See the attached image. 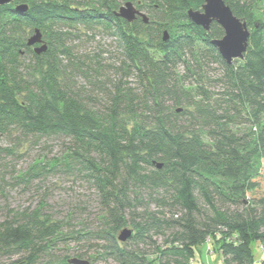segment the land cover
Instances as JSON below:
<instances>
[{
	"label": "trees",
	"instance_id": "obj_1",
	"mask_svg": "<svg viewBox=\"0 0 264 264\" xmlns=\"http://www.w3.org/2000/svg\"><path fill=\"white\" fill-rule=\"evenodd\" d=\"M225 2L251 32L244 58L231 66L212 43L224 37L223 28L213 23L206 31L188 18L204 0H146L141 7L149 5L153 13L148 23L117 17L118 0H15L0 6V136L69 139L74 148L50 170L83 167L106 207L99 228L70 234L40 209L5 219L0 264L13 256L20 258L12 264H71L69 255L54 256L59 244L71 241L105 243L99 249L114 264H154L117 240L128 224L131 183L162 192L158 205L172 208L169 220L152 216L150 223H133L137 243L152 229L175 230L159 264H190L197 247L212 239L223 264H255L254 244L264 264V0ZM24 5L27 11L18 9ZM77 26L112 32L146 92L141 101L118 91L113 106L99 111L72 89L60 59L71 56L62 28ZM36 29L49 41L40 55L27 44ZM206 62L225 68L227 108L213 102L198 80L187 88V76L177 71L183 65L194 74L192 64ZM169 98L187 108L172 106L166 113Z\"/></svg>",
	"mask_w": 264,
	"mask_h": 264
},
{
	"label": "rangeland",
	"instance_id": "obj_2",
	"mask_svg": "<svg viewBox=\"0 0 264 264\" xmlns=\"http://www.w3.org/2000/svg\"><path fill=\"white\" fill-rule=\"evenodd\" d=\"M144 1L146 2L118 0V3L122 7L131 2L150 18L153 14L152 9L148 7L149 5L145 9L142 8ZM62 31L69 33L65 45L71 56L62 55L60 58L69 77L68 83L91 107L107 111L113 106V99L118 91L131 92L138 100L146 96L134 69L128 67L122 48L111 31L104 28L87 29L82 26L65 27ZM33 35L34 33L28 35V39ZM43 40L49 47V41L44 35ZM40 46L36 45L33 49ZM32 67L33 64L30 63L28 65L30 73H33ZM191 69L194 74H190L183 65L177 70L180 75L187 76L186 80L189 83L186 87H190L198 80L200 83L197 84L204 87L213 102L223 104V107L227 108L225 100L228 98V86L225 68L220 64L206 62L201 66L192 64ZM164 104L166 113L172 111V106L180 110L187 108L185 102L176 105L172 98L167 99ZM187 121L183 124L187 125L190 122ZM245 127L248 128V125ZM73 148V143L69 139L59 136L43 138H25L19 134L0 136V222L24 212L32 213L40 209L53 221L61 223L64 234L85 232L101 226V218L106 214V207L90 174L78 165H75L74 169L60 166L57 170H50V164L63 160ZM261 181L264 191V178H261ZM128 190L130 202L126 214L128 224L117 232V240L122 246L145 257L149 262L159 264L157 259L160 252L169 247L175 230H172V226H165L160 231L152 229L148 239L137 243L132 239L136 233L133 223H150L149 219L152 216L169 220L172 218V208L158 205L160 203H157V200L162 196L160 194L162 192L142 188L134 183H131ZM126 229L131 230L132 237L126 242H121L118 238ZM100 245L105 246V243L71 241L67 245L59 244L54 256L63 258L69 255L71 259L78 258L90 264H114L111 259L106 261L103 258L104 250L99 249ZM216 247L218 244L214 239L199 245L195 259L190 264H223L222 253ZM259 248V244L253 245L257 258L255 264H259L262 258V251ZM77 252L85 253L86 256L74 257ZM19 258V256L5 258L2 263L12 264Z\"/></svg>",
	"mask_w": 264,
	"mask_h": 264
},
{
	"label": "water",
	"instance_id": "obj_3",
	"mask_svg": "<svg viewBox=\"0 0 264 264\" xmlns=\"http://www.w3.org/2000/svg\"><path fill=\"white\" fill-rule=\"evenodd\" d=\"M15 0H0V6L11 4ZM205 3L201 10L190 9L188 11V18L195 25L203 27L209 31L213 23L220 25L225 35L222 39L214 40L212 43L218 49L224 62L231 66L234 61L243 59L248 48L251 32L246 21L238 18L232 11L231 7L226 4L225 0H204ZM19 10L27 11L28 6H20ZM117 17L126 20L129 23L134 22L138 17L144 19L146 23L149 18L139 11L133 3L128 2L120 7L115 13ZM168 39L165 33V40ZM29 47H35L34 51L40 55L48 50V45L43 40V34L39 29H36L34 35L28 39ZM132 237L131 230H124L119 236L121 242H126ZM71 264H90L88 261L74 258L70 260Z\"/></svg>",
	"mask_w": 264,
	"mask_h": 264
},
{
	"label": "flooded vegetation",
	"instance_id": "obj_4",
	"mask_svg": "<svg viewBox=\"0 0 264 264\" xmlns=\"http://www.w3.org/2000/svg\"><path fill=\"white\" fill-rule=\"evenodd\" d=\"M139 18V17H138Z\"/></svg>",
	"mask_w": 264,
	"mask_h": 264
}]
</instances>
